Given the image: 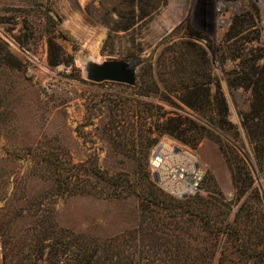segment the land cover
I'll return each instance as SVG.
<instances>
[{
  "label": "rangeland",
  "instance_id": "obj_1",
  "mask_svg": "<svg viewBox=\"0 0 264 264\" xmlns=\"http://www.w3.org/2000/svg\"><path fill=\"white\" fill-rule=\"evenodd\" d=\"M241 2L222 31L214 0H0V264L16 253L50 264L47 247H29L37 224L73 243L136 228L133 187L147 174L155 181L149 156L164 138L192 148L204 171L191 200L218 188L230 208L208 200L229 214L243 203L249 230L264 236V139L244 127L260 107L241 78L253 62L264 68V30L257 0ZM111 59L135 66L134 85L86 78L89 61ZM183 91L209 96L190 106ZM95 166L130 186L99 195L109 185L90 174ZM136 243L132 253L153 248ZM227 249V264H254Z\"/></svg>",
  "mask_w": 264,
  "mask_h": 264
},
{
  "label": "trees",
  "instance_id": "obj_2",
  "mask_svg": "<svg viewBox=\"0 0 264 264\" xmlns=\"http://www.w3.org/2000/svg\"><path fill=\"white\" fill-rule=\"evenodd\" d=\"M237 32L235 31L233 35ZM189 48L192 52L205 55L203 49H196L193 44H190ZM246 69L242 72L241 78L246 83L256 86L254 96L260 109L254 112V118L258 119L255 122H252L253 117L246 115L244 127L251 138L262 141L264 139V68L255 66L253 62ZM183 92L185 93L183 100L190 106H195L200 100L205 101V97L209 96L208 91ZM215 99L216 111L221 116L224 114V101L219 94ZM258 146L261 145L258 143ZM259 149L261 152V148ZM227 162H229L228 158ZM89 170L97 180L109 185L96 191L101 196L115 195L118 187L130 186L128 175H124L121 180L116 179L117 182L113 176L96 166ZM231 170L233 180L238 182L239 171L234 172L232 168ZM143 180L142 192L133 187L140 200L141 209L140 222L133 230L102 242L91 240L90 243L88 240L76 239L73 243L72 236H65L67 239H62L55 230L50 231L47 227L37 224L40 231L33 235L29 247L32 251L36 249L39 252L47 247L53 255L50 264H60L58 256L63 255L68 258L66 264H227L229 242L234 253H237L245 263L252 259L254 264H264V236L249 230V221L243 215V203L233 214L230 212L232 216L230 217L228 212L208 200L215 199L224 207L229 205L224 201V195L218 188L208 190V193H211L208 199L200 196L193 201L190 199L192 196L177 199L164 195L155 187L156 183L151 180L149 174L143 176ZM146 210L149 215L145 214ZM222 214L226 216L220 217ZM255 234L256 239L253 238ZM136 242L153 248L150 252L138 250L132 253L129 247L134 246L132 249L134 250ZM10 256L9 264H22L19 259L14 261L13 256H17V253ZM7 257L8 255L4 254L3 259ZM35 262L34 258L29 264Z\"/></svg>",
  "mask_w": 264,
  "mask_h": 264
},
{
  "label": "built area",
  "instance_id": "obj_3",
  "mask_svg": "<svg viewBox=\"0 0 264 264\" xmlns=\"http://www.w3.org/2000/svg\"><path fill=\"white\" fill-rule=\"evenodd\" d=\"M261 9L260 22L264 30V0H257ZM221 14L217 19L218 29L224 31L230 25L232 16L242 6L241 0H214ZM224 13V14H223ZM225 25L220 26V20ZM216 71L222 72L217 61L213 63ZM149 169L157 186L166 194L183 199L201 191L204 171L192 148L170 139L156 143L149 156Z\"/></svg>",
  "mask_w": 264,
  "mask_h": 264
},
{
  "label": "water",
  "instance_id": "obj_4",
  "mask_svg": "<svg viewBox=\"0 0 264 264\" xmlns=\"http://www.w3.org/2000/svg\"><path fill=\"white\" fill-rule=\"evenodd\" d=\"M85 75L89 81H114L134 85L136 80L135 66L124 60L89 61L85 65Z\"/></svg>",
  "mask_w": 264,
  "mask_h": 264
},
{
  "label": "bare ground",
  "instance_id": "obj_5",
  "mask_svg": "<svg viewBox=\"0 0 264 264\" xmlns=\"http://www.w3.org/2000/svg\"><path fill=\"white\" fill-rule=\"evenodd\" d=\"M219 25L220 26H223V25H225V21H223L222 19L219 21Z\"/></svg>",
  "mask_w": 264,
  "mask_h": 264
}]
</instances>
